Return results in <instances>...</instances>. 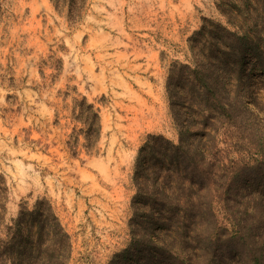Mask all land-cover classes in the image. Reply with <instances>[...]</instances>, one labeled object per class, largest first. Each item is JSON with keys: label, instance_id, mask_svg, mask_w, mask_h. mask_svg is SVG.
I'll return each mask as SVG.
<instances>
[{"label": "rangeland", "instance_id": "374dc122", "mask_svg": "<svg viewBox=\"0 0 264 264\" xmlns=\"http://www.w3.org/2000/svg\"><path fill=\"white\" fill-rule=\"evenodd\" d=\"M206 22L231 35L196 38ZM152 137L183 139L187 195L212 211L146 205L181 194L146 163ZM0 207V241L45 225L7 264H264V0H0Z\"/></svg>", "mask_w": 264, "mask_h": 264}, {"label": "trees", "instance_id": "16d2710c", "mask_svg": "<svg viewBox=\"0 0 264 264\" xmlns=\"http://www.w3.org/2000/svg\"><path fill=\"white\" fill-rule=\"evenodd\" d=\"M248 21L245 19L243 23H239L236 25L240 29L243 27V25H248ZM206 24H209L208 26H203L202 30L199 34L196 35L197 37H203L207 34V30H210L211 27L214 29H217L221 32H223L225 35L230 36L231 34L228 33L224 28H222L219 24H214L210 22H206ZM210 38H214L212 40L218 39L217 37L210 36ZM228 43H224V45H227ZM231 46V45H227ZM202 47H207V44L204 43ZM203 49V48H202ZM203 77V76H202ZM203 89L199 90L201 91L199 95V98L206 100L205 102H209L210 97L213 96V87L209 86L207 83H202ZM215 97V96H214ZM202 112L200 110L195 111V117H201ZM215 117L213 115L209 114L207 117L202 116L203 125L205 127V132L201 133V137L203 139H209L216 141V137H212L209 130H214ZM216 126V125H215ZM217 143L215 142V149ZM183 148V139H180L179 146H174L171 142L167 141L163 137H152L148 140V143L142 148V155H146L145 161L148 165H151L149 167H153L154 165L159 168H161V173H159L160 178L164 181L165 185L167 186L169 191H179L181 194L179 196H175V193L173 194L172 198H163L160 200H155L153 203L148 199L146 201L147 204H152V206H157L160 209L166 208L167 211H170L171 213L180 214L183 213L184 215L188 217H193L197 214L202 213L203 206L202 202L206 205L207 211H212L214 208V198H200V197H191L190 195H187L191 189L186 186L187 183V176L184 173V167L186 163V157L185 155H181L178 153V151H182ZM174 163H176L174 165ZM222 164L221 158H220V151L214 152L207 160V162H204V167H206V174L204 176L205 179H202V188L200 190H203L205 186H214L216 185V182L220 179L218 173L220 172V165ZM174 165V167H173ZM169 166V167H168ZM203 199V200H202ZM158 202V203H156ZM0 209H3L0 207ZM40 218L43 216L40 215ZM56 220V219H55ZM23 218H20L17 221V225L19 227L20 223H22ZM37 222L42 223L40 220ZM2 224V212L0 211V230ZM38 239L39 243H36L33 239H25L22 236L18 235L17 238H12L11 241L4 242L0 241L2 245L6 247V251L3 252L6 255L5 259H2L0 261V264H7V259H10L9 252L10 250H14L17 246H23L26 250V253L30 254L36 249L39 251L42 245L44 232H45V225L43 224L42 227L38 225ZM58 228V237L60 239L59 242V253L60 255L63 253V251L68 248V241L69 238L66 234L63 233V229L60 227V225L57 223ZM1 233V231H0ZM31 231H28L27 234L29 235ZM15 242V244H13ZM38 264V263H36ZM58 264H67L64 257H62L61 262Z\"/></svg>", "mask_w": 264, "mask_h": 264}]
</instances>
